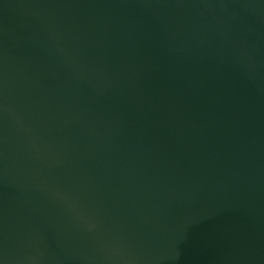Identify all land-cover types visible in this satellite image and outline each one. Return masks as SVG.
<instances>
[{"label": "water", "instance_id": "obj_1", "mask_svg": "<svg viewBox=\"0 0 264 264\" xmlns=\"http://www.w3.org/2000/svg\"><path fill=\"white\" fill-rule=\"evenodd\" d=\"M0 264H264V0H0Z\"/></svg>", "mask_w": 264, "mask_h": 264}]
</instances>
